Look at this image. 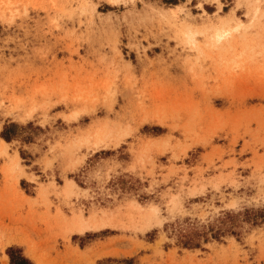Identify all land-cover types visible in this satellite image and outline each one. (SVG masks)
<instances>
[{
	"label": "rangeland",
	"instance_id": "rangeland-1",
	"mask_svg": "<svg viewBox=\"0 0 264 264\" xmlns=\"http://www.w3.org/2000/svg\"><path fill=\"white\" fill-rule=\"evenodd\" d=\"M9 248L264 264V0H0Z\"/></svg>",
	"mask_w": 264,
	"mask_h": 264
},
{
	"label": "bare ground",
	"instance_id": "bare-ground-1",
	"mask_svg": "<svg viewBox=\"0 0 264 264\" xmlns=\"http://www.w3.org/2000/svg\"><path fill=\"white\" fill-rule=\"evenodd\" d=\"M74 223V222H73ZM73 227V225H71ZM73 229V228H72ZM101 228V224L96 221L95 218L90 219V221L79 220L74 224V231L77 234L86 235V232H96ZM97 249H89L84 253L80 254V259H84L85 261L89 260L92 257ZM26 255L31 259L34 264H47L48 262H52L49 258L38 256L32 249L26 250ZM7 259V256L5 255ZM53 263V262H52Z\"/></svg>",
	"mask_w": 264,
	"mask_h": 264
},
{
	"label": "trees",
	"instance_id": "trees-1",
	"mask_svg": "<svg viewBox=\"0 0 264 264\" xmlns=\"http://www.w3.org/2000/svg\"><path fill=\"white\" fill-rule=\"evenodd\" d=\"M168 3L175 4L177 0H168ZM2 136L5 137L4 134ZM7 254L10 258V264H34L15 249L9 248Z\"/></svg>",
	"mask_w": 264,
	"mask_h": 264
}]
</instances>
